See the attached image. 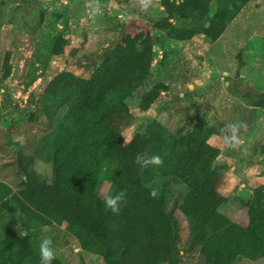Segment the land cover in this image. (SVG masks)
Returning <instances> with one entry per match:
<instances>
[{
	"label": "trees",
	"instance_id": "obj_1",
	"mask_svg": "<svg viewBox=\"0 0 264 264\" xmlns=\"http://www.w3.org/2000/svg\"><path fill=\"white\" fill-rule=\"evenodd\" d=\"M124 7L130 0H109ZM167 15L150 26L170 40L198 35L210 43L249 0H162ZM211 12L216 17L211 18ZM124 33L89 79L59 73L36 95L40 113L50 122V136L39 139L17 164L25 179L13 192L0 182V264H40L41 226L63 228L81 251L106 264H180L176 210L187 224L189 241L200 247L207 264H235L242 259L264 264V185L253 191L247 226L221 213L223 180L206 145L209 135L177 137L157 124L158 135H135L125 143L121 130L131 115L124 100L149 76L155 39L140 48ZM124 45V47H123ZM252 108H264V89L232 91ZM149 102L144 95L142 103ZM142 110L147 108L141 106ZM209 132L223 136L224 127ZM199 144V145H198ZM158 155L159 166L141 168L137 154ZM35 158L52 166L47 183L32 168ZM107 184L106 191H102ZM185 185L181 204L149 193ZM160 187L161 189L157 188ZM126 193L118 214L104 207L106 194ZM17 224V225H16ZM143 234L145 238L137 240ZM52 264H64L57 256ZM78 264H85L80 261Z\"/></svg>",
	"mask_w": 264,
	"mask_h": 264
},
{
	"label": "rangeland",
	"instance_id": "obj_2",
	"mask_svg": "<svg viewBox=\"0 0 264 264\" xmlns=\"http://www.w3.org/2000/svg\"><path fill=\"white\" fill-rule=\"evenodd\" d=\"M147 3L144 8L141 0L124 7L109 0H0V182L17 192L25 179L19 155L50 136L53 127L36 103L40 89L59 73L91 78L107 53L121 46L124 33L138 48L152 36L149 76L124 100L131 120L121 130L123 140L127 143L135 135L152 139L158 135L157 124L177 137L195 139L192 145L199 142L196 135L208 133V152L223 180L221 213L245 227L253 191L264 185V108L248 106L232 91L264 89V0H249L213 43L202 35L181 41L166 38L150 26L167 15L162 0ZM93 8L98 9L94 15ZM210 15L215 19L213 12ZM144 95L149 102L142 103ZM228 123L245 126L236 149L209 132ZM32 168L50 182L51 164L35 158ZM107 188L105 184L102 191ZM161 190L157 195L176 200V206L172 204L177 207L186 186ZM174 215L180 264H207L200 247L189 241L182 216L176 210ZM48 236L64 264H106L81 251L63 228H51ZM144 238L137 236L139 241ZM235 264L261 263L242 259Z\"/></svg>",
	"mask_w": 264,
	"mask_h": 264
},
{
	"label": "clouds",
	"instance_id": "obj_3",
	"mask_svg": "<svg viewBox=\"0 0 264 264\" xmlns=\"http://www.w3.org/2000/svg\"><path fill=\"white\" fill-rule=\"evenodd\" d=\"M141 6L147 8V0H141ZM97 10L98 9L93 8L92 14L94 15ZM244 127L245 126L242 123H228L225 125V134H223L222 138L227 148L236 149L241 145V131ZM134 162L141 168H145L149 165L159 166L162 164L160 156H149L147 152L137 154ZM125 195L126 193L124 191L106 194L103 200L105 209L110 211L112 214H118L120 211L121 202L123 201ZM149 195L155 197L157 195L156 190L153 189ZM49 230L50 229L47 225L41 226L42 233H47ZM37 248L40 264H52V262L56 259L57 253L53 247V241L51 237L43 235L41 238H39Z\"/></svg>",
	"mask_w": 264,
	"mask_h": 264
}]
</instances>
